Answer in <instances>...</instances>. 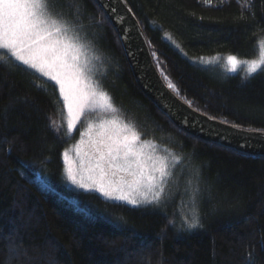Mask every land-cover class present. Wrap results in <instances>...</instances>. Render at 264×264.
Segmentation results:
<instances>
[{"label":"trees","instance_id":"16d2710c","mask_svg":"<svg viewBox=\"0 0 264 264\" xmlns=\"http://www.w3.org/2000/svg\"><path fill=\"white\" fill-rule=\"evenodd\" d=\"M126 1L160 74L182 100L227 124L264 129V71L250 80L223 77L194 60L220 54L255 59L264 0ZM49 7L92 46L97 82L124 121L182 158L184 178L189 174L199 188L203 227L183 230L174 203L134 208L71 188L59 88L0 52V264H249V253L264 264V157L198 139L165 116L139 87L120 36L96 0H56Z\"/></svg>","mask_w":264,"mask_h":264},{"label":"snow or ice","instance_id":"6c2138e0","mask_svg":"<svg viewBox=\"0 0 264 264\" xmlns=\"http://www.w3.org/2000/svg\"><path fill=\"white\" fill-rule=\"evenodd\" d=\"M55 2L56 0H48L46 4L45 0H0V48L11 50L16 60L37 70L59 86V93L71 117L68 121V127L71 129L85 108L102 104L106 109L112 111L115 109L112 108L106 93L98 92L85 83L92 72L90 61L86 56V45L83 42L85 38L81 37L75 25L64 19L62 14L51 13L49 5H54ZM206 3H210V0H206ZM111 12L115 13L116 9L111 8ZM117 20L119 22L122 17H117ZM228 60L233 64L237 62L235 56H229ZM258 71H264V67L253 62L249 66V77ZM36 87L41 88L43 85L37 84ZM168 87L176 90V86L171 82L168 83ZM188 104L192 106L191 101H188ZM222 122L227 123V121ZM50 124L54 131H59L55 120H51ZM233 127L239 128L238 125ZM257 131L264 133V129ZM129 132L130 136H126L121 145L110 146L107 153L101 156L102 163L98 162L96 165L100 169L99 180L89 177L90 183H86L83 176L77 179V175L71 170L68 172V177L72 183L78 184L81 188L91 189L98 185V190L105 197L124 201L134 208L160 207L164 204L162 196L165 189L175 177L171 168L179 164L181 158L172 154L148 157L151 164L146 166L142 154L135 147L139 135L131 128ZM64 155L66 156L67 153L65 152ZM105 165L108 168L127 172L129 178L122 180L115 188L110 186V182L106 187ZM40 183L42 187H46L43 180ZM198 192V187L193 189V199ZM169 223L175 224V221ZM199 227L203 225L198 214L195 213L191 220L186 219L181 225L183 230L189 231ZM248 260L249 264H255L252 253L248 254Z\"/></svg>","mask_w":264,"mask_h":264},{"label":"rangeland","instance_id":"374dc122","mask_svg":"<svg viewBox=\"0 0 264 264\" xmlns=\"http://www.w3.org/2000/svg\"><path fill=\"white\" fill-rule=\"evenodd\" d=\"M77 32L80 33V31ZM85 45L86 56L89 59L90 67L92 68V72L89 74L88 79L85 81V83L90 87L95 88V90L98 92L106 93L100 88L97 82L98 64L96 62V54L90 44L85 43ZM0 52H7L8 55L12 56L15 59L11 50L9 49L0 48ZM229 56L232 55L220 54L195 58L194 60L203 66L213 68L216 72H218V74L223 77L229 75H240L244 80H250L253 76L261 72L258 71L257 73L252 74V76L249 77V66L253 62H256L257 64H260L262 67H264V36L261 37L259 41V54L255 59H243L235 56L237 58V62L233 64L228 60ZM208 61H210V63H208ZM18 62L23 64L21 61ZM32 70L51 81L49 78L43 76L37 70ZM51 82L55 84L54 81ZM56 86L59 88L58 85ZM107 96L110 98V103L112 104V108L115 109V111L106 109L102 104L85 108L83 114L77 117L75 125L71 129L68 127V121L71 117L68 113L67 105L65 103L66 115L64 117V120L68 136L70 138V143L69 146L63 151L64 176L67 184L77 191L94 192L101 195L106 200L132 206L131 204H128L124 201L113 200L105 197V195L98 190V185L92 187L91 189L79 187L78 184L72 183L69 179V170L77 175V179L83 176L86 183H90L88 179L89 177H92L93 180H99L100 169H98L96 165L98 162L102 163V161L100 160L101 156L107 153L110 146L121 145L124 141V138L126 136H130L129 128L134 130L139 135V140L136 142L135 147L137 151L142 154V159L144 160L146 166L151 164V161L147 159L148 157L155 158L169 154L175 155L177 157L180 156L176 155L170 150H163L160 148L158 149L153 145V143L144 140L136 129H134L129 123L124 121V119L119 115L117 108L113 104L111 97L108 94ZM65 152L67 153L66 156L64 155ZM120 155L122 158L123 153L121 152ZM105 170L107 172V175L104 176L106 187L110 182V186L112 188H115L116 186L120 185L122 180L129 178L127 172L114 168H108L106 165ZM171 171L175 173V177L166 187L162 199L164 200V203L169 202V204L174 203V205H176L177 212L183 224L186 219L191 220L194 213L197 214L198 212L196 204L197 194L195 199H193V189L197 188V185L194 180L190 178L189 174H186V177L184 178L183 174L185 169L182 165V162L172 167Z\"/></svg>","mask_w":264,"mask_h":264},{"label":"water","instance_id":"95a60500","mask_svg":"<svg viewBox=\"0 0 264 264\" xmlns=\"http://www.w3.org/2000/svg\"><path fill=\"white\" fill-rule=\"evenodd\" d=\"M96 2L119 34L139 87L165 116L198 139L242 154L264 157V133L210 119V116L190 107L168 87L155 64L147 35L126 0ZM111 8L116 12H111ZM117 17H122V20L118 22Z\"/></svg>","mask_w":264,"mask_h":264}]
</instances>
